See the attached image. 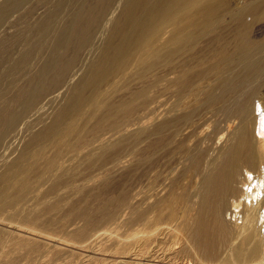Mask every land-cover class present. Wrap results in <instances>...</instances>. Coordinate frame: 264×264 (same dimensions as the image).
Listing matches in <instances>:
<instances>
[{
    "label": "bare ground",
    "instance_id": "6f19581e",
    "mask_svg": "<svg viewBox=\"0 0 264 264\" xmlns=\"http://www.w3.org/2000/svg\"><path fill=\"white\" fill-rule=\"evenodd\" d=\"M263 89L264 0H0V264H264Z\"/></svg>",
    "mask_w": 264,
    "mask_h": 264
},
{
    "label": "rangeland",
    "instance_id": "374dc122",
    "mask_svg": "<svg viewBox=\"0 0 264 264\" xmlns=\"http://www.w3.org/2000/svg\"><path fill=\"white\" fill-rule=\"evenodd\" d=\"M87 54H85L86 56ZM162 70H158L155 74H154V77L156 78L155 75L159 76L162 72ZM137 84H135L134 86H136ZM162 86V87H161ZM157 88V89H155ZM154 89L151 90V94L148 95L151 96V99L144 105H142V107L139 108L138 112L136 113L135 115V121H137L135 123V125L129 129V131H135L137 130L138 128L140 127H147L148 124L151 123L153 117L156 118V122L160 121L161 118L164 116V114L167 113V111L172 107V104L175 103L176 99L175 98H170L169 96H167L164 91H163V88H164V81L162 80H159L156 84V87ZM126 93L127 90L126 89H121L120 93L123 94V93ZM165 94V95H164ZM131 96L129 95L128 98H130ZM144 98H141L138 100L139 103L142 102ZM260 103H263L264 104V89L262 91V94L260 96ZM170 103V104H169ZM168 107V108H167ZM143 112V113H142ZM165 112V113H164ZM261 112V111H260ZM260 112H257L255 114H260ZM142 113V114H141ZM156 115V116H155ZM152 116V117H151ZM149 117V118H148ZM140 118V120H139ZM147 118V119H146ZM138 119V120H137ZM143 120V121H142ZM150 123H149V121ZM145 122V123H144ZM147 122V123H146ZM145 125V126H144ZM135 128V129H134ZM132 139V138H131ZM130 155L129 153L125 154L124 158L122 159V163L120 166H118V168L116 169V175H121L123 173V171L126 169L127 165H128V162L127 161H130ZM123 165V166H122ZM95 181L94 179H91L90 181H86L84 182V185H87V186H92L95 184ZM91 183V185H89ZM143 192H146V189L143 191ZM74 197H76V195H74Z\"/></svg>",
    "mask_w": 264,
    "mask_h": 264
}]
</instances>
